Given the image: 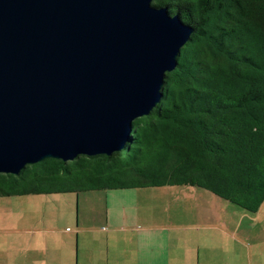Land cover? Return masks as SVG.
Segmentation results:
<instances>
[{
	"label": "water",
	"instance_id": "1",
	"mask_svg": "<svg viewBox=\"0 0 264 264\" xmlns=\"http://www.w3.org/2000/svg\"><path fill=\"white\" fill-rule=\"evenodd\" d=\"M156 0H0V174L120 153L192 34Z\"/></svg>",
	"mask_w": 264,
	"mask_h": 264
},
{
	"label": "trees",
	"instance_id": "2",
	"mask_svg": "<svg viewBox=\"0 0 264 264\" xmlns=\"http://www.w3.org/2000/svg\"><path fill=\"white\" fill-rule=\"evenodd\" d=\"M192 29L159 104L120 153L0 174V197L190 186L256 214L264 203V0H156Z\"/></svg>",
	"mask_w": 264,
	"mask_h": 264
},
{
	"label": "crops",
	"instance_id": "3",
	"mask_svg": "<svg viewBox=\"0 0 264 264\" xmlns=\"http://www.w3.org/2000/svg\"><path fill=\"white\" fill-rule=\"evenodd\" d=\"M177 188H185L186 195ZM88 193L77 196L74 217L68 209L58 215L49 208V221L10 228L12 237L5 241L10 243L0 246V264L243 262L230 255L235 247H228L237 243L238 225L226 221L229 208L223 200L205 190L167 186Z\"/></svg>",
	"mask_w": 264,
	"mask_h": 264
},
{
	"label": "rangeland",
	"instance_id": "4",
	"mask_svg": "<svg viewBox=\"0 0 264 264\" xmlns=\"http://www.w3.org/2000/svg\"><path fill=\"white\" fill-rule=\"evenodd\" d=\"M184 189L177 188L176 193L186 195L187 192L185 191L187 190ZM78 195L82 197L83 195L92 194L67 193L49 196L0 197V246L4 243V249H6V244L10 243L5 242L12 237L10 228H16L21 223L49 221L47 220V216L51 213L49 208L56 210L55 212L58 215H60L59 209H68L70 212L72 211L74 217L77 213L75 210L80 205L77 201ZM178 199L172 198L175 203H179ZM222 203L229 208L225 216L226 221L239 227L235 246L230 242L228 243L229 249L235 247L230 255H236L238 258L242 257V264H264V203L257 214L247 213L224 201ZM165 205L168 206L170 203L165 202ZM51 215L56 214L52 213ZM70 221H72L71 218Z\"/></svg>",
	"mask_w": 264,
	"mask_h": 264
}]
</instances>
